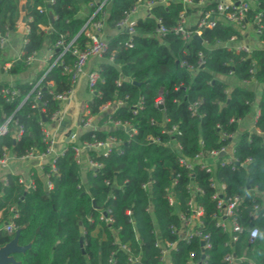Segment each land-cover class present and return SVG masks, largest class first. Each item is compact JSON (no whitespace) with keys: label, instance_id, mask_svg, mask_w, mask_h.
<instances>
[{"label":"trees","instance_id":"obj_1","mask_svg":"<svg viewBox=\"0 0 264 264\" xmlns=\"http://www.w3.org/2000/svg\"><path fill=\"white\" fill-rule=\"evenodd\" d=\"M91 1L55 0L49 5L44 0H26L27 41L23 45L22 57L13 60L8 72L24 71L28 55L61 37L66 43L73 41V46L84 47L87 37L82 28L88 14L96 10L90 5ZM136 1L96 0L97 4L104 3L103 7L108 10L106 27L116 32L106 37L109 50L100 64L103 81L95 85L96 93L88 106L92 115L101 117L100 125L110 116L128 121L137 132L130 136L124 128L111 130L110 127L82 131L78 141L105 140L109 135L122 139V153L114 150L103 156L98 150H87L92 159L102 163L98 170L77 163L73 147L78 141H65L63 153L55 159L57 171L51 172L47 166L43 170L50 172L54 182L50 190L35 168L32 169L36 182L34 188H27L20 182L19 175L6 173L7 183L0 178V246L15 235V232L10 234L1 228L16 211L18 214L13 220L21 229L19 243L31 242L25 252L15 253L21 264H136L131 261L134 256H139L141 264H161L156 240L159 236L169 240L177 238L171 226L180 225L177 209L189 212L187 200L191 192L187 186L194 182L203 190L196 194V199L204 207V230L211 233L212 247L207 250L210 255L207 264H226L223 258L229 251L245 255L248 259L244 264H252V261L264 264V216L250 222L260 228V236L254 243L249 244L247 236L242 235L235 244H226L230 233L216 227L212 217L215 189L210 181L214 175L218 182L226 183L227 195H246L248 207L243 218L250 221L246 212L251 209L253 198L248 189L258 187L264 190V45L253 47L250 53L217 46L218 41L227 42L233 35L240 41L247 38L245 31L222 20L213 28L203 29L202 37L206 43L195 37L185 42L172 31L159 37L156 34L157 17L170 27L176 23L181 10L186 9L189 15L199 9L184 7L181 0H170L155 4L138 18L133 46L128 47V33L118 30L116 24ZM250 2L247 22L253 28L262 26L260 39L264 41V0ZM216 3L217 0H206L202 8ZM39 6L45 10L41 11ZM85 7L88 14L83 13ZM258 14L260 20L256 21ZM20 17V0H0L1 35L15 31ZM41 25L49 30L43 33ZM72 48L64 54L56 51L54 58L60 55L65 63L71 64L74 60ZM199 52L204 55V65L198 64ZM112 56L118 64L111 61ZM183 60L192 64L194 69L182 65ZM231 72L239 83L228 90L230 84L225 77ZM246 79L263 85L260 97L252 88L240 83ZM50 80L53 81L52 87L47 86ZM70 86V74L63 71V65L54 64L39 89L44 108L41 113L39 108L33 107L37 90H33L31 83L17 82L20 94L12 102L6 101L1 93L2 88H11L12 85L0 83V126L6 120L4 114L13 113L23 125L19 139L15 138L12 128L0 136V155L4 147L17 156L24 155L31 148L44 150L42 116L50 120L51 114L61 108L54 94L62 93ZM160 90L163 91L164 109L157 105ZM115 101L124 104L108 115L101 112L104 104ZM139 103L140 107L134 112L133 106ZM255 103H258L260 112L255 126L263 133L244 130L234 145L240 161L250 158L246 165L234 169L231 165L218 166L208 172L195 164L191 172L179 164L178 152L166 144L172 136L163 130L176 125L180 134L175 137L181 142L184 155L193 158L203 148L220 147L231 141L222 134L235 133L239 121L252 112ZM192 105L195 111L190 108ZM150 135L161 141L151 142ZM174 178H177L175 184ZM145 182H149L147 187H143ZM169 192L174 193L177 207L169 204ZM107 208L110 209L107 215L113 218L111 222L102 217ZM191 249L197 250L200 256V241L186 243L180 240L177 249L171 253L174 264H185Z\"/></svg>","mask_w":264,"mask_h":264},{"label":"built area","instance_id":"obj_2","mask_svg":"<svg viewBox=\"0 0 264 264\" xmlns=\"http://www.w3.org/2000/svg\"><path fill=\"white\" fill-rule=\"evenodd\" d=\"M170 0H137L133 7L126 12L123 19H121L117 24L116 28L118 30H124L128 33V39L126 41V45L128 47L133 46L134 34L136 33V25L138 18L140 17L141 10L146 13L149 12L152 6L157 3H168ZM184 7L192 6L193 8H199V13L197 18L194 21H190V17L186 12V9L180 11L179 16L176 20V23L172 26H167L161 17L156 18L157 27L156 34L159 37H163L167 32L172 31L176 35H178L185 42L190 41L195 34L199 35L202 40L201 42L206 43V41L202 37V31L204 28H213L215 27L220 20L226 21L227 23L236 26L238 29H241L246 32V37H248V28L251 23L247 22V14L250 10L252 3L250 0H217L215 6L203 9L202 6L206 3V0H199L196 2L195 0H181ZM26 3V0H24ZM45 3L51 5L55 2V0H44ZM90 5L95 6L96 10L93 13L88 14L87 21L85 22L82 32L87 37V41L84 47L80 48L78 46H73V41L66 43L65 40L61 37L55 43L48 45L47 53H46V61L47 66L46 69L38 75L34 77L29 83L32 84L33 90H37L36 95H34V103L33 107L39 108L41 113H43V103L40 101V92L39 89L43 86L46 74L50 70V68L54 64L63 65V71L65 73L70 74L71 86L66 91L62 93L54 94L53 90L50 89V93L54 94V98L60 101L61 108L53 112L50 116V120L47 119L45 121L42 119L40 124L42 125L43 130V140L46 143V148L44 150H39L36 148H31L27 153L22 156H17L14 152H12L7 147L3 148V152L0 155V168L3 170H7L10 167L11 161L13 159H25L29 161H33L34 167H38L39 169L44 170V167H49L51 172H56L57 167L55 165V159L61 153L65 147H60L58 149V138L55 134L57 129L61 127L62 122V105L70 101L76 87L81 81L83 76L87 78V86L89 88V92L92 95L91 100L93 99V95L95 92V85L98 81H103V77L100 74V67L90 69L89 61L93 57L104 58L105 53L109 50V44L107 39L103 36L104 29L106 26V19L108 15L107 8H104V3L97 4L96 0L90 2ZM41 11L45 10L44 7L39 6ZM142 16V15H141ZM256 21L260 20V14L255 17ZM261 25L253 28V34L260 38V34L262 32ZM43 30H47V26L41 25ZM29 32V26L27 27V32ZM8 35L3 36L0 34V48H2L7 41ZM261 40V39H260ZM27 38H25V42ZM264 44V41L261 40ZM217 46H225L229 49H233L237 52L245 51L250 53L253 49L252 45L237 39L236 35H233L227 42H217ZM74 55V60L71 64L65 63L58 55L54 58L55 52L59 51L61 54L69 51ZM39 51H34L30 55L26 57V65H31L36 59ZM23 53H21L17 59L22 57ZM54 59V60H53ZM111 61L115 64H118L116 59L112 56ZM205 58L202 52H199L198 64L204 65ZM182 65H186L189 69H194V66L188 63L186 60H183ZM10 68V64L3 65V69L8 71ZM254 71V69H253ZM232 75V72H231ZM252 79L243 80L244 83H250ZM47 86L52 87L53 81L50 80L47 82ZM3 97L6 101L12 102L15 97L20 94V90L16 86L4 87L1 90ZM27 98V97H26ZM25 98V99H26ZM89 100V101H91ZM87 102L85 106L84 114L81 117L80 127L82 131L95 130L98 129L99 126L95 123L96 115H92L89 110V106ZM124 104L123 101H115L113 103H106L101 107V112L106 111V115L110 112L114 111L118 106ZM164 104L163 91L160 90L159 97L157 98V105ZM141 103L134 105V112H137L138 107H140ZM110 108V110H109ZM193 111H195L194 106H190ZM259 111L257 112L256 119L259 115ZM5 122L0 126V136L6 134L10 128L13 129V133L16 139H19L23 133V125L19 122V119L13 114L6 116ZM103 125L107 128L114 127L115 128H124L129 135L132 136L137 132V128L131 125L128 121H121L112 119V117L108 116L104 121ZM54 129V131L52 130ZM82 131L72 130L66 141H78L79 136ZM163 132L171 135L172 137L166 142L172 150L178 152V162L179 164L193 171L194 165L199 164L201 167L205 168L208 172H213L216 170L218 166H226L231 165L234 169L238 165H246L250 158H247L244 161H240L236 155L234 150V141H235V133H223L222 137L230 138V142L223 144L220 147L212 148V149H201L193 158H190L184 155L181 151L183 146L180 141H178L175 137L176 134H180V131L176 125L171 128H165ZM256 132L263 133L260 129L256 128ZM94 136V134H93ZM148 139L151 142H160L161 139L155 136H148ZM122 139L109 135L107 139L100 140L94 139L93 141L84 140L78 141L77 145L73 147L75 152V159L77 163L83 165L86 161V167H90L94 170H98L102 167V163L92 159L88 154L87 150L95 149L98 150L103 156H108L114 150L122 153ZM33 167V168H34ZM34 171L31 170L29 176L24 178L19 176V181L24 183L27 188L35 187V178L33 176ZM45 185L48 190L54 187V182L50 178V172H45ZM211 186L215 189L212 199L214 200L215 210L212 213V217L214 220V224L216 227L221 228L225 232L230 233V239L227 243L231 242L235 244L242 235L247 236V242L249 244L254 243L260 236V228L257 224H250L254 219H257L261 216H264V190L259 189L258 187H253L248 189V193L252 195L253 205L248 212H246L247 216H250V221L243 218L245 214V210L248 205L245 203L244 194H234L227 195L226 193V183L218 182L214 175L210 177ZM8 179L5 176L3 177V183H7ZM109 182V181H107ZM177 182V178H174L173 183ZM149 182L143 183V187H147ZM188 190L191 192V196L187 200V205L189 206V212L184 210H178V218L180 221V225H172L171 230L172 233L177 236L174 240L163 239L162 237H158L156 240V247L160 250V263L161 264H174L172 260L171 253L173 250H176L178 247V242L185 241L186 243H192L194 241H200L201 247V255H198L197 250L191 249L188 257L186 259L185 264H207L208 259L210 257L208 253V249L212 247L211 241V233L204 230V207L200 203H198L196 199V194L202 192L203 190L194 182H191L187 186ZM168 202L171 206L177 207L178 201L173 192H169L167 194ZM257 199H260L258 201ZM13 210V209H12ZM14 211V210H13ZM108 212L110 209L107 208L103 210L102 217L107 221H113V218L108 216ZM127 213L130 214L131 211L128 209ZM18 213L14 211V213L9 217L8 221H6L1 228L2 230L13 233L16 231L17 227L14 223L13 217ZM1 215V212H0ZM158 233V230L156 231ZM125 247V246H123ZM248 259L245 255H237L234 251H229L224 255L223 260L226 264H244L245 260ZM131 261L137 263L141 262L139 256L131 257ZM252 264H255L252 261Z\"/></svg>","mask_w":264,"mask_h":264},{"label":"crops","instance_id":"obj_3","mask_svg":"<svg viewBox=\"0 0 264 264\" xmlns=\"http://www.w3.org/2000/svg\"><path fill=\"white\" fill-rule=\"evenodd\" d=\"M20 4L24 5V0H20ZM84 14H88V8L85 7L83 9ZM199 10H195L191 14H189L190 21H194L198 16ZM146 14L145 11L141 10L140 15ZM24 15V12L21 11V17L17 22V29L15 31H12L8 34L7 41L5 42L4 46L2 47V51L0 53V83H9L12 86H16L17 82H30L34 77H37L43 71L46 69L47 61H46V53H47V47L48 45L44 46L37 55V59L27 68L17 74L9 73L8 71H5L3 69V65L5 64H12L13 60L17 59V57L24 52L23 45L25 43V35L27 32L28 24L26 22H23L21 20L22 16ZM42 29V28H41ZM43 30V29H42ZM49 28L47 29V31ZM116 30L112 29L110 27H106L104 29L103 36L106 38L108 35L115 33ZM249 44L252 45V47H263V43L261 42L260 38H258L256 35L253 34V27L252 25H249L248 28V37L246 40H243ZM103 61L102 58L93 57L89 61V68L94 69L97 67H100L101 62ZM225 79L230 84V87L228 90L234 86L235 84L239 83V81L236 79L234 75H228L225 77ZM243 83L250 88H252L260 97L261 91L263 88V85L258 83L255 80L250 81V83ZM92 95L89 92V88L87 86V78L86 76H83L81 81L79 82L78 86L76 87V90L71 98L70 101L65 102L62 105V122L61 127L57 129L55 132L57 138H58V149L62 146L65 147V141L67 140V137L69 133L72 130H78L79 132L82 131L80 125L81 117L84 114L85 106L89 100H91ZM110 110V108H109ZM259 111L258 103L254 104L252 112L246 116L244 119L239 121V128L235 132V141L233 142L235 145V142L237 141L238 137L244 130H248L250 132L256 131L255 121H256V115ZM103 113L106 115V111H103ZM97 115L95 117V123L99 126V128L106 129V127L102 124L100 125V122L98 123L96 121ZM101 118V117H100ZM63 138V140H62ZM83 166H86V161L83 164ZM34 167L33 161L25 160V159H13L11 161L10 167L7 170H3L0 168V178L3 180V177L6 173H14L19 176H22L24 178L29 176V173ZM36 169V172L42 176L45 179V172L42 169H39L38 167H34ZM34 171V170H33ZM85 173V171H83Z\"/></svg>","mask_w":264,"mask_h":264},{"label":"water","instance_id":"obj_4","mask_svg":"<svg viewBox=\"0 0 264 264\" xmlns=\"http://www.w3.org/2000/svg\"><path fill=\"white\" fill-rule=\"evenodd\" d=\"M21 11H25V6L21 5ZM21 20L23 22L26 21L25 15L22 16ZM195 38L199 39L200 41L202 38L195 34ZM160 109H164V104L158 105ZM166 115L163 114V118H165ZM43 119L47 121V118L44 116ZM114 127H111V130H113ZM54 131V129H52ZM63 140V138H62ZM83 178L86 180V173H83ZM20 228H17L15 231V235L13 238L8 241L6 244L0 246V264H21V261L17 260L15 257V253L19 252H25L27 249L31 247V242L25 245H21L19 243V234H20ZM136 264H141V262H137ZM201 264V262L199 263Z\"/></svg>","mask_w":264,"mask_h":264},{"label":"rangeland","instance_id":"obj_5","mask_svg":"<svg viewBox=\"0 0 264 264\" xmlns=\"http://www.w3.org/2000/svg\"><path fill=\"white\" fill-rule=\"evenodd\" d=\"M41 30H42V29H41ZM42 32H43V33H46L47 30H42ZM100 120H101L100 116H97L96 121L99 123ZM79 127H80V125H79Z\"/></svg>","mask_w":264,"mask_h":264}]
</instances>
